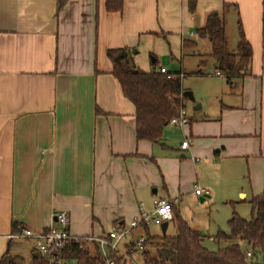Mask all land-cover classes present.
Instances as JSON below:
<instances>
[{
    "label": "crops",
    "instance_id": "crops-1",
    "mask_svg": "<svg viewBox=\"0 0 264 264\" xmlns=\"http://www.w3.org/2000/svg\"><path fill=\"white\" fill-rule=\"evenodd\" d=\"M190 1L123 0L108 11L105 0L60 9L56 0H0V260L7 252L31 264L33 240L7 234L14 222L56 226L54 211L68 212L73 234L101 235L158 197L190 224L180 205L188 194L210 211L263 192L264 0H193V12ZM221 10L228 48L241 34L251 47L246 74L230 81L214 73L211 43L196 32ZM121 47L135 48L145 71L183 74L187 125L166 124L155 143L136 139L134 105L107 55ZM142 234L133 228L121 250Z\"/></svg>",
    "mask_w": 264,
    "mask_h": 264
},
{
    "label": "trees",
    "instance_id": "trees-1",
    "mask_svg": "<svg viewBox=\"0 0 264 264\" xmlns=\"http://www.w3.org/2000/svg\"><path fill=\"white\" fill-rule=\"evenodd\" d=\"M68 0H56L57 8H62ZM123 0H105L108 11H120ZM195 3L189 2V10L194 11ZM264 31V19H263ZM197 35L209 39L210 55L215 59L219 70L226 80L246 74L251 58V47L241 34L236 50L228 49L225 33L224 11H212L207 14L202 26L196 28ZM193 43V42H189ZM135 48L121 47L108 49L107 55L112 63L111 73L117 79L121 91L135 109V136L137 140L145 139L158 142L169 119L183 105L181 78H168L159 70L145 71L133 62ZM250 218L244 219L234 211L227 221L228 233L219 231L214 240L224 242L222 247L210 251L202 245V234L188 225L174 210L172 203V223L176 229L175 235H150L148 225L141 223L145 241L141 253V264H250L242 243H246L254 252L264 254V190L258 196L249 199ZM13 229L18 224L12 223ZM147 245L149 248L147 249ZM130 255L133 250H126ZM250 252V251H249ZM251 252V255H253ZM110 258L120 264L124 259L116 252L109 251ZM64 257L74 264H106L96 243H90L85 248L70 244L65 248ZM0 264H17L7 252L3 254ZM31 264H46L42 256H34ZM133 264V263H132Z\"/></svg>",
    "mask_w": 264,
    "mask_h": 264
},
{
    "label": "built area",
    "instance_id": "built-area-1",
    "mask_svg": "<svg viewBox=\"0 0 264 264\" xmlns=\"http://www.w3.org/2000/svg\"><path fill=\"white\" fill-rule=\"evenodd\" d=\"M161 73L165 74L168 78H182L183 74L171 73L166 68L160 67L158 69ZM216 75L222 76L220 70H215ZM1 102V100H0ZM189 122L188 116L186 115L185 108L182 106L178 108L177 113L172 116L168 123L183 128ZM190 138L184 139L180 147L185 149L189 146ZM196 194L202 192V188L197 187L195 189ZM56 226H49L44 230L34 231L24 225H19L18 229L7 234V238H31L36 251L42 256L46 264H64L67 263V259L64 257L65 248L74 244L79 249L85 248L90 243H96L99 248L102 257L106 264H117L116 261L109 256V251L116 252L124 260L120 264H135V261L127 253L122 251L120 246L122 241L130 234L133 228L139 227L141 223L149 224L151 222L156 224H162L163 222L171 221L173 218L172 201L166 197H158L153 201V208L151 211H145L140 209L139 214L136 218L132 219L128 224H116L107 232L101 235H76L70 231V217L67 211L58 210L52 213ZM145 241V235L142 234L137 238H132L129 243L133 251H142ZM246 256H251V252L247 251ZM74 264V262H68Z\"/></svg>",
    "mask_w": 264,
    "mask_h": 264
},
{
    "label": "rangeland",
    "instance_id": "rangeland-1",
    "mask_svg": "<svg viewBox=\"0 0 264 264\" xmlns=\"http://www.w3.org/2000/svg\"><path fill=\"white\" fill-rule=\"evenodd\" d=\"M230 31L231 30L229 29L228 33H231ZM230 38H231V35H230ZM228 49L230 51H233L231 44L229 45ZM210 51H211V47L208 53ZM210 58L211 60L214 59L209 53V57H207V59H209L210 61ZM211 65H212V62H209V64L205 66L204 69L207 73L209 72L213 73V67ZM186 76L188 77V80H189L190 76L194 77L196 75L188 73ZM188 195L190 196L183 199V201L180 204L181 211L183 213L184 218L190 223L188 225L200 231V233L203 236L202 245L210 251H215L219 247H222L224 245V242L214 240L213 237H215V235L219 231L224 232V233L229 232L227 221L231 218L233 211L237 215H239L240 217L246 220L250 218L251 208L248 202L249 198L246 201H243L240 197L234 196L233 198V201L235 202L234 207L233 205L227 202H221V203L219 202V203L214 204L211 210L209 211L207 207L200 206L199 205L200 203L199 202L197 203V197L195 196V194H188ZM190 200L192 201L191 203H190ZM151 210L152 208L150 209V211ZM148 230H149L150 235L152 236L154 235H157V236L175 235L176 234V229L172 221H168L166 230H162V228L160 227V224L151 222L149 223ZM203 233L205 234V236L203 235ZM147 246L149 248V245ZM241 246H242V250H244V253L247 251V249L248 251L253 253L251 248L248 247L245 242L242 243ZM140 252H141L140 250H137V251H133L132 253V255L135 258V261L138 264H141ZM246 259L249 261L250 264H264V254L262 252H258V251L254 252L253 255L249 257L247 256ZM17 264H22V263L18 261ZM64 264H70V263L67 262Z\"/></svg>",
    "mask_w": 264,
    "mask_h": 264
},
{
    "label": "water",
    "instance_id": "water-1",
    "mask_svg": "<svg viewBox=\"0 0 264 264\" xmlns=\"http://www.w3.org/2000/svg\"><path fill=\"white\" fill-rule=\"evenodd\" d=\"M196 20V22L198 23V18H196L195 19ZM167 224H168V222H163L162 224H161V228H162V230H165L166 229V226H167ZM36 255V254H35Z\"/></svg>",
    "mask_w": 264,
    "mask_h": 264
}]
</instances>
